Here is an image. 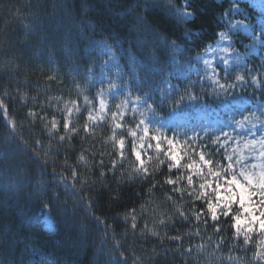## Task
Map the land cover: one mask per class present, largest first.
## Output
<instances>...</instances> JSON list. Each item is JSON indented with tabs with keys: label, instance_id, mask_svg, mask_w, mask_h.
I'll use <instances>...</instances> for the list:
<instances>
[{
	"label": "trees",
	"instance_id": "obj_1",
	"mask_svg": "<svg viewBox=\"0 0 264 264\" xmlns=\"http://www.w3.org/2000/svg\"><path fill=\"white\" fill-rule=\"evenodd\" d=\"M175 2L179 4L180 0ZM231 2L192 0L196 18L183 23L164 7L150 9L151 14L145 13L143 7L135 9L136 0H89L86 14L79 10L80 0H0V73L14 59L7 54L13 43L16 54L22 57L17 61L21 64L16 81L19 93L6 100V113L0 110V152L8 153L0 159V264H50L52 260L57 264H109V253L116 241L123 245L126 264L134 260L136 264H236L227 259L229 255L259 264L251 260L255 250L251 245L247 252L230 246V229L223 233L224 250L214 252L217 235L210 224L198 236L185 235L184 247L193 249L191 257L170 255L165 262L153 257L152 250H159L161 241L146 232L140 235L145 223L164 237V247L174 250V243L165 233L175 235L176 229L190 232L196 222L185 227L177 223L175 229L161 226L159 220L167 221L175 211L164 198L167 187L149 193L148 185L138 180L118 183L119 175L107 172L111 144L104 141L108 140V129L99 128L94 136L85 137L86 114L82 111L73 120L80 134L70 141H59V135H64L63 103L79 98L82 104L85 94L95 96L98 88L107 86L99 83L91 87L86 73L89 68L91 74L99 73L112 56L114 70H123L118 83H126L132 92L157 95L166 89L165 81L183 89L187 81L197 80L199 74L193 71L198 64L196 58L219 40V32L227 30L221 15L233 9L235 3ZM54 5L65 7L61 11ZM141 15L147 16L146 26L175 41L180 49L151 43L153 35L139 28L134 20ZM85 25H89L87 30ZM186 29L192 30L190 36ZM251 41L243 38L246 44ZM234 46L243 49L238 40ZM102 47L113 55H101ZM254 65L258 72L264 71L260 69V58L254 59ZM219 70L221 74L225 72ZM15 74L13 69L11 75ZM50 75L56 78L50 80ZM0 83L7 84L8 78L0 75ZM192 91L196 107L222 110L225 95H213L210 88ZM252 92L255 100L264 103L262 91L249 89L244 94ZM124 94L120 91L112 97L110 105L123 99ZM194 110L189 104L184 111L172 114ZM169 113L166 106L158 110L157 116L168 118L172 115ZM53 120L60 126L59 135L51 129ZM101 149L102 157L97 155ZM89 152L104 160L107 175L102 177L98 169L92 168V156L86 154ZM81 154H85L84 161L79 159ZM72 170L77 173L76 180ZM133 209L136 230L131 229L130 216L125 220ZM45 218L50 219L52 229L47 228ZM200 244L205 248L197 254L196 246Z\"/></svg>",
	"mask_w": 264,
	"mask_h": 264
},
{
	"label": "snow or ice",
	"instance_id": "obj_2",
	"mask_svg": "<svg viewBox=\"0 0 264 264\" xmlns=\"http://www.w3.org/2000/svg\"><path fill=\"white\" fill-rule=\"evenodd\" d=\"M56 7H60L63 11L65 6H53L54 9ZM141 7L148 14H151L150 9L164 7L183 23H190L196 18L192 0H180L179 4L175 0H167L165 4H161L160 0H136L134 8ZM88 8L89 0H80L79 10L86 14ZM231 13L232 9L225 10L221 20L234 29L237 24L228 19ZM146 19V15L134 17L139 28L153 35L151 43L180 49V45L175 41H170L167 37L161 36L158 30L146 26ZM88 27L89 25H85V30ZM185 31L189 36L192 33L190 29ZM218 36L220 41L228 39L223 31L219 32ZM144 44L147 45L148 42L145 41ZM230 47L234 45L224 47L217 42L216 46L222 53H228ZM16 52L13 43L7 54L14 59L0 73L8 78L7 84L0 83V110L5 113L6 100L19 93V84L16 81L19 78L21 64L17 61H21L22 57ZM67 52L69 56L72 55L71 49ZM221 59L226 67L232 63L225 56ZM203 63L206 69L198 75L197 80L187 81L183 89L179 85L165 81L166 89L158 92L157 95L151 92L127 90L126 83H118L123 74L121 69L116 72L115 79L109 77L107 90L100 87L95 96L90 97L85 94L82 104L79 98L63 103L64 135H59L60 126L55 120L51 123V129L59 135V141L63 142L66 139L70 141L74 135L80 134V129L73 120L78 118L82 111L86 114L83 125L85 137L94 136L99 128L108 129L106 133L108 140L104 141L111 144L107 172L114 177L119 175L118 183L138 180L148 185L149 193L153 189L167 187L164 198L175 208V211L168 216L167 221L163 218L159 220L161 226L165 228L171 226L175 229L177 223L185 227L193 221L196 222L195 228L190 232L181 233L176 229L175 235L167 236L165 233L168 241L174 243V250L164 247V237L160 236V232L155 227L149 228L145 223L140 235L143 236L146 232L161 241L159 250H152L153 257L158 256L162 262H165L170 255L191 257L193 249L184 247L185 235L198 236L210 224L217 235V240L213 242L214 252L224 250L223 233L230 229L232 230L230 246L247 252L251 245L255 249L251 260L264 264V134H257L264 129V103L258 106L259 114L244 109L239 113L241 119L235 120V117H232L234 124L228 131L223 127L213 129L168 126L165 121L157 118L158 110H163L166 106L170 108V115L184 111L196 98L192 89L198 88L203 92L205 88H210L213 95L225 96L237 90L245 91L250 87L264 92V71L249 70L247 77L240 72L225 71L221 74V71L212 66L209 60L205 59ZM236 63H242L239 54ZM13 69L16 71L15 75H11ZM260 69H264V64L260 65ZM91 71L92 69L89 68L86 75L90 77ZM55 78L49 76L50 80ZM75 86L79 87V85ZM118 87L126 89L124 97L110 105L108 97ZM237 102L241 107L246 103L242 98H238ZM246 112L248 114H245ZM11 127L14 131L15 125L12 124ZM236 129L245 131L248 136L243 139L238 138L234 135ZM86 154L92 156V168L98 169L102 177L107 175L104 171V160L97 159V155L103 156V149L97 155L90 152ZM7 155L6 151L0 152V159ZM79 159L84 161L85 154H81ZM71 175L74 180L77 179L75 170H72ZM113 198H118V193ZM184 202H187V207H184ZM89 210L91 211V208ZM135 211L133 209L125 216V220L131 217L133 230L137 229ZM95 219L100 222L99 218ZM225 225L227 228L224 227ZM105 231L107 232L108 229ZM122 248L123 245L116 241L112 252L109 253V264H121L122 261L126 264ZM204 248L203 244L197 245L196 253L199 254ZM112 253L115 255L113 256ZM227 259L236 261V264H250L249 261L232 255ZM50 264L57 262L52 260ZM133 264H136L135 260Z\"/></svg>",
	"mask_w": 264,
	"mask_h": 264
},
{
	"label": "rangeland",
	"instance_id": "obj_3",
	"mask_svg": "<svg viewBox=\"0 0 264 264\" xmlns=\"http://www.w3.org/2000/svg\"><path fill=\"white\" fill-rule=\"evenodd\" d=\"M235 3L231 16L228 19H231L233 23L237 24L236 28H231L228 26L227 30L224 32L228 36L227 40L220 41V38L217 42L220 43L221 46L227 47L230 44L234 45L235 41H239L241 45H243V49L240 50L238 48L230 47L228 53L219 52L216 48L217 42L210 46L209 49L202 54L200 57L196 58L197 67L193 68V71L198 74H202L206 65L203 63L205 59L209 60L212 66L217 69L222 68L224 71H231L232 73L240 72L241 74L248 76L249 70L254 72H258L257 68L254 65V59L260 58L261 63L264 64V0H231ZM247 4L248 7L242 5ZM238 9V10H237ZM243 23H240V22ZM243 38L251 39L250 43H244ZM109 54L113 55L111 51H109L106 47H102L101 55ZM237 54L242 57V63L237 64L236 58ZM222 56H225L232 61L228 67L225 66ZM115 64V57L112 56L111 60L105 62L101 68V71L96 74H91L89 79V84L91 87L99 83H105L107 86L103 87L107 90L108 87V79L116 74V71L113 68ZM184 77H187V74H183ZM121 78V77H120ZM254 91L258 92L259 90ZM128 90V89H127ZM247 90H245L247 92ZM122 92L126 91V89L122 90L121 87H118L114 90L108 97L109 103L112 97H117ZM252 94H244V91L237 90L235 93H230L225 97V101L221 107V111L214 110L209 107H201L197 105V101L193 100L190 102L191 109L195 108L192 113H188L187 111L183 113L172 114L168 118H157L161 121H165L168 126L180 125L181 127L188 128H201V127H211L213 129H219L223 127L226 131L231 130L234 120L232 117H235V120L241 119L240 111L247 109L252 112H258V106L261 105V102L258 99H254ZM238 98H242L246 101L245 105L241 107V105L237 102ZM245 114H248L247 112ZM264 134V129H261L258 133ZM234 135H237L238 138H245L248 134L240 129H236ZM235 146V145H234ZM45 223L48 229H52L51 221L49 218H45Z\"/></svg>",
	"mask_w": 264,
	"mask_h": 264
},
{
	"label": "bare ground",
	"instance_id": "obj_4",
	"mask_svg": "<svg viewBox=\"0 0 264 264\" xmlns=\"http://www.w3.org/2000/svg\"><path fill=\"white\" fill-rule=\"evenodd\" d=\"M232 3V2H231Z\"/></svg>",
	"mask_w": 264,
	"mask_h": 264
}]
</instances>
